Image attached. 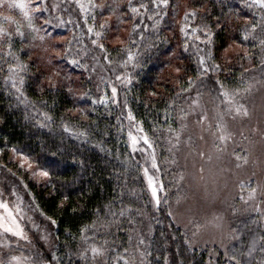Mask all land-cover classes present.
<instances>
[{
	"label": "trees",
	"instance_id": "obj_1",
	"mask_svg": "<svg viewBox=\"0 0 264 264\" xmlns=\"http://www.w3.org/2000/svg\"><path fill=\"white\" fill-rule=\"evenodd\" d=\"M105 2L103 10L97 12L95 21L90 15L86 23L85 13L67 0H62L57 12L48 7L49 11L43 13L45 18L52 21L51 24L43 23L40 26L43 40L37 39L32 42L24 39L21 43L17 38L14 44L15 50L22 49L19 53L22 60L31 65L29 75L32 78L28 81V95L33 101L47 100L49 110L56 119L52 133L49 134L47 129L38 130L33 122L24 119L21 109L8 108L7 97L0 94V149H3L0 152L1 175L7 179L15 178L13 182L21 186L24 194V208L40 226L46 228L52 242V247H49L40 237L34 235L35 238L31 243H26L27 246L22 252L25 256L39 252L45 259H50L55 253L63 257L65 264H68L65 253L79 243L78 237L75 241L72 240V235L95 219L92 215L94 207H99L123 191L124 204H131L134 212L136 209L142 212L143 215L136 216V219L143 220L145 230L149 221L152 222L155 240L163 244L165 254L169 255L170 260L180 264L184 257L190 255L183 245L181 234L185 230L181 227L165 229V225L171 222L167 218L168 204L178 192L170 194L168 204L161 203L160 211L154 210L142 173L144 156L130 150L127 113L131 110L136 120L143 122L145 131L152 137L156 149L161 153L169 147V137L174 135L168 132L169 125L178 130L182 122L181 117L190 107L197 92L200 96L210 94L216 97L214 82L217 78L230 87L238 85L242 74L245 79L254 77L261 80L264 77L258 67L261 49L250 47V41L243 42V47L239 43L242 41L243 29L247 23L244 17L251 16L252 10L244 7L243 0H169V6L165 9L167 14L156 18L160 20L156 28L151 26L153 21L147 20L146 16L136 17L137 21L143 19V23L136 32H133V19L128 0ZM140 2L141 0H132L133 5ZM109 5L116 11L111 12V8L107 7ZM193 10L197 15L194 18L189 17L186 21L185 14ZM101 23L110 26L101 42L108 49L111 64L103 59L106 53L91 44V39L95 36L88 33L90 25L94 24L95 30L99 31ZM185 24L190 25L186 29L188 35L180 31ZM204 24H209L216 33L211 47L216 63H219L222 69L198 79V47L207 50L208 46L197 39V36L203 37L202 31L193 33L192 30L202 28ZM145 25L148 27L145 28ZM141 32L144 35L143 41H140L138 35ZM129 37L136 40L135 45L131 43ZM129 47L136 54L140 64L136 68L129 64L127 71L132 74L133 79L125 88L116 80V75L125 71L121 61L126 60L127 56L125 51L118 50H126ZM69 49L70 55L65 56ZM245 51L253 53L251 60L239 58L238 54ZM73 58L79 60L82 65H87V68L69 63ZM177 68L180 69L179 72L176 71ZM246 69L248 71H245ZM55 72L60 73L54 78L58 90L47 87V77ZM2 75L0 73V76ZM189 78L192 79L191 90L180 92V89L188 87ZM38 82L45 85L44 92L37 87ZM113 85L117 87L116 102H113L111 97L110 87ZM85 93H88V96H85ZM103 96H107L106 104L91 103L92 100H98ZM78 109H83L88 115H82ZM166 114L167 123L164 119ZM61 117L77 128L83 126L90 133L92 143L84 145L70 138L68 134H63L65 147L72 152H78L90 164L87 175H84L83 184L79 181L82 174L80 168L70 163L62 165L59 169H50L53 172L50 180L47 178L38 180L19 166L20 158L11 150L16 147L30 155L35 170L40 166H47L52 159H64L65 157L61 156L53 158L50 151L45 148L50 137L55 138L57 143L61 142L62 130L59 127ZM118 123L124 128L123 134L117 131ZM98 142H103L104 148L109 151L103 152L93 146ZM116 156H119V159H116ZM36 161H39V164ZM121 161L127 163L122 164ZM117 173H120L123 179H118ZM170 174L172 175L171 172ZM177 175L174 176L176 181ZM172 182L166 181L167 190L175 186ZM24 185H27V188ZM81 189L84 190L83 194ZM66 195L68 200L64 201L63 197ZM117 202L119 203V198ZM77 205L80 207L73 212L72 209ZM49 216L57 221L56 225H52L47 219ZM154 218H158L161 223L156 224ZM245 219L256 220L257 216L235 218L232 224L239 225L240 220ZM259 223L263 225L260 219ZM249 226L255 231L256 225L250 223ZM26 229L29 230L28 224ZM169 234H175L176 239L168 238ZM119 235L120 238H125L123 232ZM97 240L102 243L99 237ZM66 241L69 243L66 244ZM117 242H120L119 239ZM216 253L222 251L196 249L195 264H209L210 259L211 264H226L225 257ZM259 255L256 254L257 259ZM52 264L56 262L53 261ZM74 264H79L75 258Z\"/></svg>",
	"mask_w": 264,
	"mask_h": 264
},
{
	"label": "snow or ice",
	"instance_id": "obj_2",
	"mask_svg": "<svg viewBox=\"0 0 264 264\" xmlns=\"http://www.w3.org/2000/svg\"><path fill=\"white\" fill-rule=\"evenodd\" d=\"M68 3L77 6L81 12L85 13V22L87 23L88 17L91 15V19L95 21V15L93 10L100 8L103 10L104 5L98 4L95 0H67ZM243 5L249 10H252V15H245L246 25L242 33V41L239 42L240 46L243 47V42H249V46L252 48L259 47L261 49V58L258 64L262 74H264V0H243ZM169 6V0H141L138 5H133L132 0H128V7L131 9L133 19V32L140 27L143 23V19L137 21L136 17L146 16L147 20L153 21L152 27L156 28L160 23L157 17L162 14L166 15L165 9ZM53 7H60V5H53ZM111 8V6H107ZM19 9L23 13L24 20L26 21V27L32 31L38 32L39 29L35 28V20L44 18L43 13L49 11L46 4V0H0V16H3V21L8 23H15L14 30L9 27H5L0 24V94L7 97V106L10 109H21L24 114V119L29 122H33L38 130L47 129L48 133L54 131L53 125L56 124L52 112L49 110V102L47 100L33 101L28 95V81L32 78L29 73L31 65L25 63L21 55L19 54L22 49L15 50L14 44L17 38L23 43L26 38V32L22 30L20 23L14 22L11 15H3V11ZM115 8H111V12H115ZM110 12V14H111ZM39 14V15H36ZM196 11H191L185 14V20L189 17H195ZM219 17L217 22L219 23ZM46 24H51L50 19L44 18ZM71 22V21H68ZM63 23V21H61ZM110 26L101 23L99 25V31L95 30V26L90 25L88 27V33L95 36L91 39V44L98 47L101 51L106 54L103 56L105 61L109 64L112 63L109 58L108 49L105 44L101 42L102 38L105 37L106 31ZM148 26L145 25V28ZM190 25L185 24L180 29L184 35H188L186 29ZM118 31V29H117ZM193 33L202 31L203 37L197 36V39L202 44L208 46L207 50L202 47H198V73L197 78L206 77L209 73H215L222 69L219 63H216V57L212 51V45L214 44L213 37L216 35L213 32L212 27L209 24H204L202 28H193ZM140 41L144 40L143 33H139ZM39 39L43 40L44 37L40 36ZM119 39V37H117ZM133 45L136 44V40L129 37ZM258 42V43H257ZM121 43H124L121 41ZM187 50V45H185ZM118 51H125L127 59L121 61L122 67L125 69L123 73L116 75V80L120 81L121 84L127 88L132 83V74L127 71L129 64L132 68H136L140 61L134 54L131 48L120 49ZM227 51V49H225ZM199 53H203L199 55ZM70 55V49L65 56ZM240 59H249L253 57V53L245 51L242 54H238ZM94 59H96L94 57ZM69 63L78 67L87 68V65H82L81 62L75 58L71 59ZM180 71L179 68L176 69ZM245 71H248L247 69ZM59 72H55L47 77V87L49 89H57L58 84L55 81V77L59 76ZM38 79V78H37ZM67 79V77H66ZM215 91L217 93L216 99L219 100L217 107L220 109L216 114V120L214 127L216 129V143L215 147L218 151H223V145L226 144L227 140L230 139L231 133L228 131L225 116L235 120L237 118H246L250 115L249 109L246 105L245 97H247L252 91L259 90L257 85H264V77L261 80H256L254 77L245 79L243 74L238 85L230 87L227 83L217 78L215 80ZM37 87L41 92L45 91V85L38 82ZM192 87V79L189 78L188 87L182 88L180 92H189ZM71 91V89H69ZM155 95V93H153ZM179 95V92L177 93ZM88 96V93L84 94ZM117 96V87L113 85L111 87V97L113 102ZM197 99L192 101V104L199 106L200 93H196ZM107 96L100 97L98 100H92L93 105L106 104ZM55 101L52 102L54 107ZM126 106V105H125ZM222 106V107H221ZM173 107V105H169ZM71 111V110H69ZM82 115L87 116L88 113L83 109H78ZM167 113V110H166ZM189 113L185 112L181 117L183 121ZM197 123H202L204 120H208L209 117L206 113H196ZM127 119L129 120V130L127 131L128 142L133 152H139L145 158V163L151 161V169L154 170L150 174L149 167L143 168L144 176L147 178L148 190H150L151 202L155 211H160L161 203L168 204L167 189L163 181L159 178L158 173L161 169L157 163L156 144L152 137L148 135L143 127L142 121H137L136 117L132 114L131 110L127 113ZM165 123L168 121V115L166 114ZM210 126H212L210 122ZM61 128V142L57 143L55 138H51L49 143L45 145L53 158L56 156L65 157L62 160L52 159L48 162L47 166H40L35 171H32V175H39L41 177L51 179L53 172L52 168L59 169L64 164H72L74 167L78 166L81 170L79 181L81 184L84 183V175H87L90 164L88 160L80 156L78 152H72L65 147L63 143V134H68L70 138H73L80 142L81 145L92 143L90 133L81 126L70 124L64 117L60 118ZM117 131L120 134L124 133V128L120 123L117 124ZM187 127L185 123H181L180 129L176 130L169 125L168 132L174 133L173 136L169 137V151L173 149H179L181 144V136L183 130ZM135 129L133 131L132 129ZM158 129H154L156 131ZM163 134V133H161ZM204 140V136L199 137ZM189 144H191V137H188ZM98 147L103 152L109 150L104 148L103 142H98L93 145ZM12 152L20 158L19 166L24 168L27 165L29 170H32L34 163L33 158L24 153L22 150L13 147ZM3 149H0L2 152ZM146 154V155H145ZM198 155L201 159L206 158L208 161L212 160L211 155H207L204 151H199ZM79 157V158H78ZM238 160L243 159L247 163V157H236ZM119 159V156H116ZM39 164V161H36ZM122 164H126L127 161H121ZM239 168L240 165L237 164ZM127 171V169H125ZM199 172L203 174L205 172L204 167L199 169ZM118 179H123L120 173H117ZM74 177V182H75ZM185 179L183 175L180 176L179 180L182 182ZM201 180H204V176H200ZM215 183V181H214ZM252 181L247 182L239 181V194L233 199L239 201L245 206V210L249 207L251 211L257 214L256 220H240L239 225L230 224L228 233L225 236L223 234L224 227V216L218 210H209L205 212L203 216H200L199 211L189 209L190 219L184 224L185 231L182 233L184 249L190 253L189 256L184 257L180 264H195V250L198 246L199 238L204 232L209 230H217L221 232V239L219 240L220 247L223 248L222 253H216V255H223L226 260V264H264V225L259 223V219L264 217V186L257 183L255 187L252 186ZM126 185V181H125ZM55 187V185H52ZM27 188V185H24ZM91 191V188L88 189ZM209 189L205 186V191ZM81 189V194H83ZM161 193H165L163 198ZM12 196H16L14 202L4 199V194L0 191V237H6L9 241L7 245L0 243V253L5 248L10 249L11 241L13 238L19 240H25L31 243L29 237L25 231V227L22 226L21 221L25 218L23 199L20 197L16 190L13 189L10 193ZM123 191L118 192L111 200L102 203L99 207H94L92 215L95 219L88 225L81 227L75 235H72V240L75 241L78 237L79 243L65 253L68 264H74V258L79 264H177L175 260H170L169 255H166V249L161 242L155 240V230L152 222L146 226H143V220L136 219V216H142V212L136 209L135 212L131 204L125 205L123 201ZM119 198V203L117 202ZM64 201L68 200V196L63 197ZM181 199H187V197H181L177 194L176 203L180 204ZM77 207L72 210L75 212ZM208 207L211 209L212 205L209 203ZM233 215H237V209L232 208ZM43 215V213H41ZM167 218L171 221L165 225V229L172 227H179L181 220L171 210V205L168 204ZM31 219V217H28ZM52 225H56L57 221L51 216L47 217ZM156 224H160L158 218H154ZM250 223L256 225L255 231L250 228ZM191 225V228L188 227ZM125 234V238H120V233ZM97 237L100 238L101 242H98ZM171 240L176 239L175 234H169ZM119 239V243L117 242ZM227 240V243H225ZM66 244L69 242L66 241ZM216 243V241H213ZM180 252L179 249H177ZM259 253L257 259L256 254ZM55 261L56 264H65L64 258L57 256L55 253L52 254L50 259H45L39 252H36L29 256L22 255H8L7 258H3L0 255V264H52ZM211 264V259L209 261Z\"/></svg>",
	"mask_w": 264,
	"mask_h": 264
},
{
	"label": "rangeland",
	"instance_id": "obj_3",
	"mask_svg": "<svg viewBox=\"0 0 264 264\" xmlns=\"http://www.w3.org/2000/svg\"><path fill=\"white\" fill-rule=\"evenodd\" d=\"M61 1L62 0H46V4L54 12H57L58 7H53V5H59ZM105 1L106 0H95L96 3L101 5H105ZM97 12H100V8L94 9L92 14L96 17ZM3 15H11L14 22L22 25V30L26 32V40L34 42L41 36L42 31L40 30V26L45 23L44 16V18L35 20V28L40 30L35 32L26 27L23 13L18 8L3 11ZM0 24L12 28L13 30L15 28V23L3 21V16H0ZM45 25L47 24L45 23ZM257 88L259 89L258 91L254 89L252 93L245 97L244 102L250 112L248 117L232 120L228 116H225V121L228 131L231 133V137L227 140L226 144L223 145V151H218L215 147L216 143H220L216 141V129L214 127L216 114L220 110L217 105L220 102L216 97L210 94L199 96V106H195L191 102L190 107L186 111L189 115L182 121L187 127L183 130L179 149H173L170 152L168 150L170 145L161 153L156 149L157 163L161 169L160 173H158L159 178L164 184L167 180H170V183L173 181L172 184L175 183V186L167 190L168 198L171 196L170 194L172 192H178L181 197H187V199H181V203L177 204L176 196L170 203L171 210L176 213L181 220V225L179 227L183 230H185L184 224L190 219L189 209L199 211L200 216H203L205 212L209 210L220 211L224 216L223 234L225 236L228 233L229 225L232 224L233 219L252 215L257 216L255 212L251 211L250 207L245 210V206L242 203L233 199L239 194L238 185L241 180L245 182L251 180L253 182V187H255L257 183L264 186V85H257ZM194 99H197L196 95L193 97L192 101ZM196 113H206L209 119L204 120L202 123H197ZM210 122L212 126H210ZM179 129L180 127L178 130ZM132 130L135 131L134 128ZM201 135L204 136V140L199 138ZM188 137H191V144H189ZM130 150L132 151L131 147ZM199 151H204L207 155H211L212 160L208 161L206 158L201 159L198 155ZM237 156L247 157V163H245L243 159L238 160L236 158ZM237 164L240 165L239 168ZM146 166L149 167L150 174H152L154 170L151 169V161L148 160L146 164L144 158L143 164L141 165L142 173L143 168ZM201 167L205 169L203 174L199 172ZM24 168L29 171L31 175L32 171H35L33 167L32 170H29L27 165H25ZM176 174H178L177 181L174 178ZM181 175L185 177L182 182L179 180ZM201 175L204 176V180L200 179ZM32 176L38 180L44 178L39 175ZM14 179L4 178L0 171V191L3 192L4 199L14 202L16 196H12L10 193L15 189L17 194L22 197L24 207V194L22 188L20 185L18 186L13 182ZM144 180L147 185V178L145 176ZM205 186L209 189L207 192L205 191ZM148 192L150 194V190H148ZM164 195L165 193H161V197ZM209 203L212 205L211 209L208 207ZM233 207L237 209V215L235 216L232 212ZM24 216L25 218L21 223L22 226L25 227L29 240L32 241L35 238L34 235H37L47 246L52 247L51 238L46 228L40 226L25 208ZM28 217H31V219H28ZM260 221L264 225V217L260 218ZM26 224H28L29 230L26 229ZM188 227L191 228V225H188ZM220 239V231L209 230L204 232L199 238L196 249H219L223 251V248L219 245ZM213 241H216V243H213ZM0 243L7 245L9 241L6 237H0ZM26 243L29 242L13 238L10 249H3L0 255H2L3 258H7L8 255L25 256L22 250L27 246ZM225 243H227V240H225Z\"/></svg>",
	"mask_w": 264,
	"mask_h": 264
}]
</instances>
